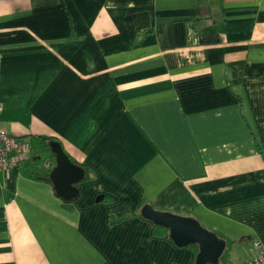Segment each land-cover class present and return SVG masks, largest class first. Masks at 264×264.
<instances>
[{
    "label": "crops",
    "instance_id": "crops-1",
    "mask_svg": "<svg viewBox=\"0 0 264 264\" xmlns=\"http://www.w3.org/2000/svg\"><path fill=\"white\" fill-rule=\"evenodd\" d=\"M0 105L89 174L67 204L38 140L0 169V264L192 263L145 202L230 240L227 264L264 245V0H0Z\"/></svg>",
    "mask_w": 264,
    "mask_h": 264
},
{
    "label": "water",
    "instance_id": "water-1",
    "mask_svg": "<svg viewBox=\"0 0 264 264\" xmlns=\"http://www.w3.org/2000/svg\"><path fill=\"white\" fill-rule=\"evenodd\" d=\"M48 144L49 150L39 154L38 158H46L50 153L54 154L55 164L51 167L49 175L56 194L64 200L76 198L79 194L76 182L83 178V168L69 159L59 141L51 140ZM102 198L103 194L100 193L95 197V201ZM140 213L153 223L167 227L169 237L175 245L185 246L196 243L198 252L194 264H216L218 262L226 246V240L203 226L194 216L160 210L150 203L143 204Z\"/></svg>",
    "mask_w": 264,
    "mask_h": 264
},
{
    "label": "built area",
    "instance_id": "built-area-1",
    "mask_svg": "<svg viewBox=\"0 0 264 264\" xmlns=\"http://www.w3.org/2000/svg\"><path fill=\"white\" fill-rule=\"evenodd\" d=\"M30 151H32V147L29 140L13 136L5 129L0 128V169L6 170L17 166ZM45 165L50 166V162L47 160ZM252 246L257 250V254L248 260L247 264L264 263L262 242L259 239H254Z\"/></svg>",
    "mask_w": 264,
    "mask_h": 264
},
{
    "label": "trees",
    "instance_id": "trees-1",
    "mask_svg": "<svg viewBox=\"0 0 264 264\" xmlns=\"http://www.w3.org/2000/svg\"><path fill=\"white\" fill-rule=\"evenodd\" d=\"M21 138V137H19ZM30 143H31V147H32V150L36 148V146H39V144L37 145L34 140H38V143H40L41 145L40 146H44L45 148H47V150H49V141L53 140L52 138H49V137H36V136H33V137H30L28 138ZM58 141V140H57ZM62 147V145H61ZM63 148V147H62ZM64 150V148H63ZM45 152V151H44ZM66 152V151H65ZM67 153V152H66ZM50 156L54 157V154L53 153H50L49 154ZM69 159H71L73 162L77 163L79 166H81L83 168V171H84V176L83 178L80 180V181H83V180H86L88 178V170L86 168V166H84L83 164H80V162H78L73 156H71L69 153H67ZM49 172L47 174H45L44 178L48 181L51 182V178H50V175H49ZM78 181V182H80ZM78 182H76V185L78 186ZM58 195V194H57ZM106 198H108V200H111L112 198L108 195H105L104 196V201H108V200H105ZM73 200H75V198L73 199H70V200H64L65 203L69 204V203H72ZM145 203H148V202H145ZM143 203V204H145ZM131 213H128V212H119V213H113V214H110L109 215V219H110V223H114V222H118V221H122L124 219H127L128 216L130 215ZM196 218V217H195ZM199 220V219H198ZM201 223V221H200ZM203 226H205L203 223H201ZM206 227V226H205ZM207 228V227H206ZM209 229V228H208ZM214 231V230H213ZM153 232L157 235H161V236H166L167 238L170 239L169 237V233H168V228L165 227V226H162V225H159V224H156V223H153ZM218 236L222 237L220 234H218L216 231H214ZM224 238V237H222ZM225 239V238H224ZM226 240V239H225ZM226 243H227V246H229L231 244V241L230 240H226ZM194 247L193 246H190V244H188V247H192L194 248L196 251H197V248H198V245L194 243ZM187 246V245H186ZM227 249L228 251V248H224V250L222 251L219 259H218V264H220V262H222L223 264H227V261H226V258H227V252H225ZM225 254H226V257H225ZM174 260L171 261V264H173ZM178 263V262H177ZM190 264H193L190 263Z\"/></svg>",
    "mask_w": 264,
    "mask_h": 264
},
{
    "label": "rangeland",
    "instance_id": "rangeland-1",
    "mask_svg": "<svg viewBox=\"0 0 264 264\" xmlns=\"http://www.w3.org/2000/svg\"><path fill=\"white\" fill-rule=\"evenodd\" d=\"M42 152H40L39 154H41ZM43 159H47L48 160V162H50V166H49V170L48 171H50L51 170V167L55 164V160H54V157H52V156H50V155H48L46 158H43ZM79 183L80 182H78V185H79ZM76 200V199H75ZM75 200H73V202L75 201ZM105 200H108V198H106ZM171 239V238H170ZM196 244V243H195ZM190 246H195L194 245V243H190ZM230 246V245H229ZM227 248H228V246H227ZM197 252H198V250H197ZM196 252V253H197ZM225 252H227L228 253V251H227V249H226V251ZM195 256H196V254H195ZM225 257H226V254H225ZM195 259V258H194ZM235 259L234 258H232L231 260H230V262H229V264H235ZM241 262H242V258H241V260H240ZM174 263L173 264H179V262L178 261H176V260H174L173 261ZM178 262V263H177ZM193 264H194V261H193ZM216 264H218V263H216ZM220 264H223L222 262H220Z\"/></svg>",
    "mask_w": 264,
    "mask_h": 264
}]
</instances>
